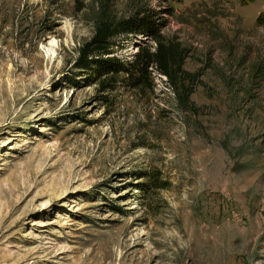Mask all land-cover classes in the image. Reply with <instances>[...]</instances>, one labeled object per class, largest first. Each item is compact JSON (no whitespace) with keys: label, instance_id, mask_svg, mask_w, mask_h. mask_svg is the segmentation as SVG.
I'll list each match as a JSON object with an SVG mask.
<instances>
[{"label":"rangeland","instance_id":"374dc122","mask_svg":"<svg viewBox=\"0 0 264 264\" xmlns=\"http://www.w3.org/2000/svg\"><path fill=\"white\" fill-rule=\"evenodd\" d=\"M144 7L193 108L154 68H74ZM111 46L127 68L153 43ZM0 264H264V0H0Z\"/></svg>","mask_w":264,"mask_h":264},{"label":"trees","instance_id":"16d2710c","mask_svg":"<svg viewBox=\"0 0 264 264\" xmlns=\"http://www.w3.org/2000/svg\"><path fill=\"white\" fill-rule=\"evenodd\" d=\"M181 1L160 0L162 4ZM167 10L164 9V12H168ZM162 14L160 11L144 7L125 20H101L97 24L91 40L79 49L74 68L83 72H94L99 77H109L108 75H110L111 81L114 80V76L123 72L124 80L131 82L133 88L142 86L143 83L149 85V69L154 68L159 75L167 80L175 92L179 105L193 108L190 104V95L195 85V76L183 69L186 51L182 45L167 41L163 37L161 33ZM123 35H142L153 43V47H139L127 68L119 63L116 57L111 56L113 55L111 41ZM105 80L106 78L101 83Z\"/></svg>","mask_w":264,"mask_h":264}]
</instances>
